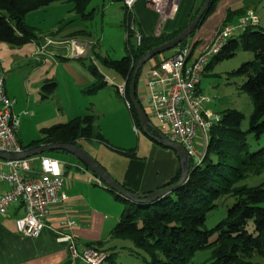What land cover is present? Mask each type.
Returning <instances> with one entry per match:
<instances>
[{"label":"trees","instance_id":"16d2710c","mask_svg":"<svg viewBox=\"0 0 264 264\" xmlns=\"http://www.w3.org/2000/svg\"><path fill=\"white\" fill-rule=\"evenodd\" d=\"M57 1L63 0H0V41L13 44L39 41L40 36L34 26L26 21V15ZM71 1L74 2V10L81 16L87 18L92 15L93 9L87 10L91 0ZM218 1H211L198 27L215 9ZM203 2L189 13L183 25L170 32L145 34L140 29L143 40L139 45L133 41V31L127 27L126 11V53L119 58L106 56L104 64L125 78L129 98L130 82L138 60L149 49L181 32L197 15ZM125 7L127 8L126 5ZM241 9H230L224 25L228 24L234 14L246 12ZM188 40L189 37L185 38L177 46L187 43ZM198 41H192L193 50ZM238 45L252 50L259 61L258 64L244 62L238 69L248 73L241 87L252 95L254 104L248 130L242 128V111L232 107L224 109L210 129L204 160L199 164L191 162L187 178L172 191L151 202L127 198L108 187L124 204L110 235L130 238L136 245L148 250L152 258H145L146 264H186L199 249L208 246H212L208 264H264V181L256 185L242 182L250 174L264 172V146L251 150L247 140V132L251 131L260 136L264 131V26L249 25L231 37L207 67L216 60L235 54ZM90 67L100 80L83 89L88 94L96 92L107 83L106 79L102 80L104 76L97 65L92 63ZM251 68H255L254 73ZM57 85L54 78H47L43 83L44 96L53 92ZM136 94L141 102L137 87ZM129 108L136 125L141 127L138 111L132 102ZM80 138L106 139L96 124L93 112L42 127L41 136L23 144V148L26 150L50 143L79 144ZM181 173L180 166L175 176L163 186L176 182ZM224 196L234 198L233 203L227 207L226 215L214 226L205 227L209 212L218 206V200ZM100 243L91 242L90 245L98 247ZM156 249L164 253V258L156 254ZM107 251V259H111V264H118L113 260L115 252Z\"/></svg>","mask_w":264,"mask_h":264},{"label":"crops","instance_id":"0c3cea01","mask_svg":"<svg viewBox=\"0 0 264 264\" xmlns=\"http://www.w3.org/2000/svg\"><path fill=\"white\" fill-rule=\"evenodd\" d=\"M65 1L67 0H63L62 3H65ZM224 1L223 6H221V18L218 22L213 23L207 39L204 40L201 36L195 37L194 41H199L193 50L194 54L201 52L211 42L216 32L224 25L228 11L236 8L235 5H239L237 8H242L244 11L249 8L255 9L247 4V7L241 6L243 0ZM202 2L203 0H180L178 12L164 21L160 32H170L183 25L189 13ZM54 3L45 6L46 9L53 6ZM63 5L65 4L53 6L54 10L55 7L63 8ZM134 14L139 29L145 34H157L159 14L147 6L144 0L136 2ZM241 15V13L234 14L228 23L237 22ZM125 18L126 12L124 26ZM74 32L73 29L69 30L70 38H75ZM47 39L40 37L37 41V48L31 54L38 55L40 49L41 53L52 55L47 52ZM64 43H67V41ZM95 51L96 45L92 48L89 47L86 53L81 56H76L72 52H70L72 55L66 53V56L60 57V61L55 60L53 71L46 72L42 68L37 76L33 77L32 72H29L21 80L14 77V70L8 64L6 65L0 61L1 70L5 77L6 90L10 96L16 99L14 112L18 114L20 119L17 132L18 139L22 145L28 144L40 137L39 133L36 132H41L42 127L51 118L58 119V116L55 113L53 114L54 111L47 109L49 97L55 94L67 106V116L65 118H73L77 115L93 112L96 124L106 138L105 140L80 138L79 145L89 151L121 184L130 190L135 192L156 190L168 183L178 172L181 166L180 156L175 149L158 142L136 125L125 98L118 91L119 86L125 83V78L113 68L111 69L116 73L114 77L120 78V85L114 83L113 77L107 76L108 79H106L102 73L104 76L102 80L106 79L107 83L94 93H84L83 87L100 80L90 67L92 63L96 65V61L100 58L98 52L96 54ZM173 52L174 48L169 53L160 54L159 60ZM106 56L119 58L109 53ZM40 61L44 60L41 59ZM79 61L91 70L94 76H88L89 74L86 76V72L84 74L67 73L68 76L62 82L64 91L61 92L60 90V81L53 92L44 96L43 83L47 78L55 79L57 76L61 80L55 68L62 62L75 64L77 66L74 67L78 68L80 66ZM147 62L139 71L137 92L143 107L149 113L151 88L147 85L148 72L158 62L146 65ZM35 69V67H32L31 71ZM157 86L158 88L163 87L162 84ZM66 93L67 95H65ZM83 93L87 96H83ZM205 109L214 112L209 108ZM53 110L55 109L53 108ZM151 120L160 130V122L152 118ZM136 126L138 129L135 128ZM59 151H65V153L49 156L59 159L63 164L65 176L63 190L67 195L66 199L51 207L46 218V226L38 236H27L17 230L15 219L25 212V208L20 202L12 204L7 213L0 212V264L85 263L78 258L74 259L68 243L58 239L61 232L73 234L79 251L91 246V242H101L98 247L115 252L119 245L117 242H121L122 237H113L110 232L123 211V202L117 199L105 182L93 170L87 168L75 155L66 150ZM1 168L3 167L0 164V170ZM34 168V171L41 170V161L38 157L35 160ZM8 186V183L0 178V191L8 189ZM69 220H74L75 223L69 225Z\"/></svg>","mask_w":264,"mask_h":264},{"label":"built area","instance_id":"2783aa9c","mask_svg":"<svg viewBox=\"0 0 264 264\" xmlns=\"http://www.w3.org/2000/svg\"><path fill=\"white\" fill-rule=\"evenodd\" d=\"M138 0H124L127 6V27L133 31L136 44H141L143 33L137 27L134 6ZM146 5L159 14L157 34L165 20L179 10L180 0H144ZM260 23L255 9L249 8L237 22L223 25L213 39L198 54L193 53L192 41L176 46L174 52L163 56L148 72L147 85L151 88L149 116L160 122V131L171 140L181 143L190 154V161L199 164L206 155L213 123L219 114L205 109L209 98L199 88L201 76L209 62L220 52L228 40L242 32L249 25ZM51 41L47 39L46 45ZM72 53L81 56L89 48L88 42L76 38L66 40ZM45 46V45H44ZM158 84L163 87L158 88ZM120 94L129 107L126 84L119 86ZM16 99L6 90L5 77L0 66V151L23 152L25 149L18 139L19 116L14 112ZM138 129V127H135ZM40 158L41 170L34 171L35 160ZM0 178L8 183V189L0 191V212L7 213L9 207L20 202L25 212L15 219L17 230L27 236H38L46 226L51 207L64 199L65 176L62 162L52 156L41 154L17 159H2ZM98 178V177H97ZM100 181V179H98ZM101 182V181H100ZM74 220L68 224L73 225ZM59 240L66 241L74 259L87 264H104L109 252L106 249L88 246L79 251L74 236L61 232Z\"/></svg>","mask_w":264,"mask_h":264},{"label":"rangeland","instance_id":"374dc122","mask_svg":"<svg viewBox=\"0 0 264 264\" xmlns=\"http://www.w3.org/2000/svg\"><path fill=\"white\" fill-rule=\"evenodd\" d=\"M224 2V0L218 1L215 9L208 15L203 24L200 25L193 34L188 36L189 40L194 41L197 36L203 37L204 40L207 39L213 23L215 21L218 22L221 18V6H223ZM57 4L65 5H63V8L55 7L56 9L54 10L53 6H57ZM246 4L255 8L260 19L259 24L263 27L264 0H243L241 6L247 7ZM53 6L47 7V9L46 7H42L30 11L26 15V21L31 26H34L36 33H38L41 38L45 37L46 39H51L46 48L47 52L52 55L41 53L39 51L40 49L38 50V55L31 54V52L35 51L37 48L36 40L22 44L0 41V61L4 62L6 65L8 64L9 67L14 70V77H17L18 80L23 79L29 72H32V76L35 77L42 68H44L46 72H51L53 71L55 60L60 61V57L66 56V53L72 55L70 54V52H72L71 45L64 42L71 39L68 32L70 29H73V31H75V34L73 33L74 37L77 40L88 42L91 48L96 45L95 53L97 54L98 52V56L100 57L96 61L99 71L104 74L106 79H108L107 76L113 77L114 83L120 85V78H115L114 76L116 73H114L109 66L104 64V57L107 53L116 57H121L125 54L127 30L124 26V16L126 12L124 0H91L87 10L92 8L93 13L87 18L81 16L76 10H72L74 7L73 1L67 0L65 3H62V1L55 2ZM238 6L239 5H235L236 8ZM171 50L172 49L166 50L161 54L169 53ZM159 55L160 54H157L150 58L146 65L152 62H154V64L159 62ZM41 59L44 61L41 62ZM247 61L256 62V64L259 63L252 50L245 49L242 45H238L235 49V54L216 60L210 67H206L199 83L200 90L204 93L205 97L209 98L205 102V108H209L214 111V114L219 115L226 108H237L244 113L242 120V128L244 130H248L249 128L250 115L254 107L252 95L241 87L242 83L247 79L248 73L238 71L241 65ZM74 66L77 65L62 62L55 68L61 79L59 80L57 76L55 78L57 82L61 81V92L64 91L62 82L65 80V77L68 76L67 73L84 74L86 72V76L87 74L91 77L94 76L91 70L85 67L82 62H80V66H78L80 69ZM32 67L36 69L31 71ZM251 72L254 73L255 68H251ZM84 88L85 87H83V89ZM84 93L83 96H87L86 94L84 95ZM65 95H67V93ZM49 98V101H47V109L49 111H54L53 114L55 113L58 119L51 118L44 126L57 122H65L72 118H65L67 116V106L62 103L60 98L55 94ZM53 108L55 110H53ZM150 117L157 121L154 117ZM36 133H39L41 136L40 131ZM247 140L251 150H256L264 146V131L260 136H256L255 133L251 131L247 132ZM45 153L47 155H52L65 153V151L51 150ZM263 181L264 172L261 174H250L242 180L243 183L248 185H256ZM233 201V197H221L218 200V206L209 212L204 226H214L226 215L227 207L232 204ZM122 238L120 239L121 242H117L119 245L113 256V260L118 264H146L145 258H152L148 250L136 245L130 238ZM155 252L159 257L164 258V253L160 249H156ZM211 254L212 246L201 248L195 253L192 260L186 264H208ZM104 264H111V259H107Z\"/></svg>","mask_w":264,"mask_h":264},{"label":"water","instance_id":"95a60500","mask_svg":"<svg viewBox=\"0 0 264 264\" xmlns=\"http://www.w3.org/2000/svg\"><path fill=\"white\" fill-rule=\"evenodd\" d=\"M212 0H204L202 6L200 7L197 15L193 20L177 35L170 38L169 40L154 46L149 49L148 52L141 57L138 62L135 64L133 75L130 82V100L134 104L135 108L138 111L140 117L141 128L158 142L169 146L177 151L181 159L182 173L180 178L171 184H167L156 190L149 192H135L126 188L121 184L89 151L83 148L79 144L73 143H50V144H41L29 149L24 150L23 152H13L6 153L0 151V158L2 159H17L24 158L29 156H36L45 153L46 151L51 150H66L73 155H75L82 163L87 165L91 170H93L106 184L107 187L119 192L127 198L133 200H141L145 202H151L164 194L172 191L175 187L181 184L188 176L190 169V154L188 150L179 142L171 140L169 137L164 135L152 122L149 114L137 99L136 87H137V78L139 71L150 58L157 54L172 49L176 47L180 42L187 38L194 30L197 29L200 24L204 13L209 8V5Z\"/></svg>","mask_w":264,"mask_h":264}]
</instances>
